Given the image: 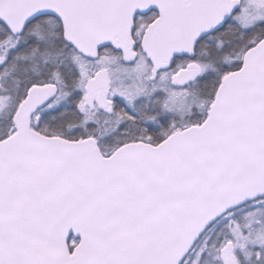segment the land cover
Here are the masks:
<instances>
[{
    "label": "snow or ice",
    "instance_id": "1",
    "mask_svg": "<svg viewBox=\"0 0 264 264\" xmlns=\"http://www.w3.org/2000/svg\"><path fill=\"white\" fill-rule=\"evenodd\" d=\"M0 264H264V0H0Z\"/></svg>",
    "mask_w": 264,
    "mask_h": 264
}]
</instances>
